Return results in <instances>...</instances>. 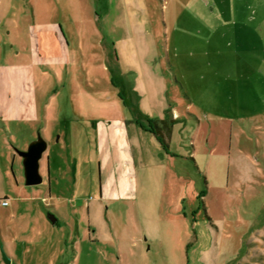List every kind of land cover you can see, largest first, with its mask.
Segmentation results:
<instances>
[{
	"label": "rangeland",
	"instance_id": "1",
	"mask_svg": "<svg viewBox=\"0 0 264 264\" xmlns=\"http://www.w3.org/2000/svg\"><path fill=\"white\" fill-rule=\"evenodd\" d=\"M0 12V264H264V0Z\"/></svg>",
	"mask_w": 264,
	"mask_h": 264
},
{
	"label": "water",
	"instance_id": "2",
	"mask_svg": "<svg viewBox=\"0 0 264 264\" xmlns=\"http://www.w3.org/2000/svg\"><path fill=\"white\" fill-rule=\"evenodd\" d=\"M47 147V141L40 137L26 151H18V154L23 158L26 184L28 186L39 185L43 182L40 162ZM49 218L53 224L57 222L54 215H49ZM3 258L7 264H11L10 259L5 254H3Z\"/></svg>",
	"mask_w": 264,
	"mask_h": 264
},
{
	"label": "crops",
	"instance_id": "3",
	"mask_svg": "<svg viewBox=\"0 0 264 264\" xmlns=\"http://www.w3.org/2000/svg\"><path fill=\"white\" fill-rule=\"evenodd\" d=\"M4 3V0H0V10H1V5ZM111 5V4H110ZM109 5V6H110ZM109 6H107V11H108V13L107 14H105L104 16H101V17H98L97 19V23H98V27H99V35H100V37H103L104 39H106L108 42H115V40L113 39L114 37H115V34H114V30H112V28L110 27H108V24H107V22H108V19H107V17H108V14H109V11H110V8H109ZM34 16H36V10H35V8H34ZM2 16H1V12H0V27H1V25H2V18H1ZM74 23H76L75 25H76V27L80 30V28H79V26L78 25H80V24H77L78 23V19H75L74 21H73ZM22 26L20 25V28H21ZM123 27H125V30H126V25H123ZM20 28H19V32H20ZM24 30V27H22V31ZM79 32V31H78ZM63 35H65V34H63ZM67 38H68V36H67ZM121 41H122V43H124V44H126V42L127 41H130L129 39H128V37H125V38H122L121 39ZM116 43H117V41H116ZM164 128H166V127H164ZM163 128V129H164ZM170 130H171V127L169 128ZM168 129V130H169ZM173 129V128H172ZM169 133H170V131H169ZM169 133L167 134H165L166 136L165 137H163L164 138V142L165 143H167V142H170V138H169ZM159 142V141H158ZM162 155V158H164V160H167L168 158H169V156H166L167 154H164V153H162L161 154ZM133 168H135L136 169V167L135 166H130V167H128L127 168V171L125 172V174H128L129 172H131V171H133Z\"/></svg>",
	"mask_w": 264,
	"mask_h": 264
},
{
	"label": "built area",
	"instance_id": "4",
	"mask_svg": "<svg viewBox=\"0 0 264 264\" xmlns=\"http://www.w3.org/2000/svg\"><path fill=\"white\" fill-rule=\"evenodd\" d=\"M1 205L2 206H8L9 205V200L5 198L4 200L1 201Z\"/></svg>",
	"mask_w": 264,
	"mask_h": 264
},
{
	"label": "trees",
	"instance_id": "5",
	"mask_svg": "<svg viewBox=\"0 0 264 264\" xmlns=\"http://www.w3.org/2000/svg\"><path fill=\"white\" fill-rule=\"evenodd\" d=\"M162 142V140H160Z\"/></svg>",
	"mask_w": 264,
	"mask_h": 264
}]
</instances>
